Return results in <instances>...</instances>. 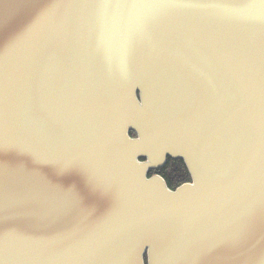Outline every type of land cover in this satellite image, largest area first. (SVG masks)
I'll list each match as a JSON object with an SVG mask.
<instances>
[{"label": "water", "instance_id": "obj_1", "mask_svg": "<svg viewBox=\"0 0 264 264\" xmlns=\"http://www.w3.org/2000/svg\"><path fill=\"white\" fill-rule=\"evenodd\" d=\"M0 264H264V0H0Z\"/></svg>", "mask_w": 264, "mask_h": 264}, {"label": "flooded vegetation", "instance_id": "obj_2", "mask_svg": "<svg viewBox=\"0 0 264 264\" xmlns=\"http://www.w3.org/2000/svg\"><path fill=\"white\" fill-rule=\"evenodd\" d=\"M167 161V160H166ZM165 165V164H164ZM164 165H162L159 168L151 169L148 171V176H160L164 179L166 184L169 188L175 189L177 185H174L175 182H178L180 179H188L187 181H191V175L185 165V163L182 160V163H175L171 165L169 168H164Z\"/></svg>", "mask_w": 264, "mask_h": 264}, {"label": "trees", "instance_id": "obj_3", "mask_svg": "<svg viewBox=\"0 0 264 264\" xmlns=\"http://www.w3.org/2000/svg\"><path fill=\"white\" fill-rule=\"evenodd\" d=\"M131 135L132 136H135V132H131ZM175 163H182V159H173V158H167V161H166V163H165V165H164V168H169V167H171V165H173V164H175ZM187 180L188 179H180V180H178V182H175L174 183V185H180V184H182V183H184V182H187Z\"/></svg>", "mask_w": 264, "mask_h": 264}]
</instances>
